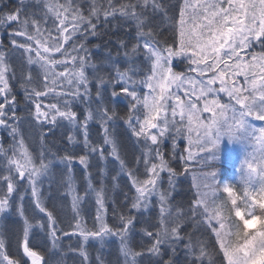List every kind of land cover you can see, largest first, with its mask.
Masks as SVG:
<instances>
[{
  "label": "snow or ice",
  "instance_id": "obj_1",
  "mask_svg": "<svg viewBox=\"0 0 264 264\" xmlns=\"http://www.w3.org/2000/svg\"><path fill=\"white\" fill-rule=\"evenodd\" d=\"M85 3L87 15L79 0H18L16 7L0 12V27L13 29L10 47L0 43V126L10 127L13 137L7 148L0 143V264H29V260L31 264H64L65 253L56 235L63 229L57 228L58 220L40 191L41 178L55 182L53 168L57 164L64 165L58 183L66 190L63 195L71 197L73 213L69 225L73 232L64 235L71 238L79 234L80 245L75 251L81 264H89L90 241L103 245L111 237L119 238L118 264H142L145 257L148 264H176L174 245L185 239L181 230L186 220L192 221L193 232L200 233L195 240L186 234L187 264H264V0H182L176 16L169 15L161 0ZM32 4L42 5L39 19L36 11L29 10ZM149 8L172 22L171 41L157 39L159 26L151 25L144 14ZM101 17L106 25L119 17L135 27V42L130 48L127 41H117L124 49V69L111 54L105 64L91 62L85 45L89 36L101 35ZM257 45L259 52L252 50ZM16 53L21 57L19 77L11 64ZM141 55L143 61L137 63ZM177 61L185 65L184 71L175 70ZM106 65L111 73L104 71ZM88 68L92 69L91 78ZM17 79L33 102L30 112L40 143L36 155L25 145L21 121L15 114L14 125L6 119L10 81ZM106 86H111L110 92ZM49 97L55 102L44 103ZM121 97L128 101L123 116L116 110ZM77 101L88 102L83 120L73 110ZM93 120L102 129L96 142L88 130ZM120 121L139 147L131 164L121 155L116 139ZM64 122L70 134L66 136L65 155L58 156L47 146L43 128L51 125L52 130ZM168 139L173 144L171 159L177 158L176 142L186 140L187 156L179 159L198 169L194 198L186 210L173 206L170 192L160 189L161 172L169 174L171 188L178 175L162 152ZM225 141L244 146L235 184L218 169L221 161L228 164L233 160ZM81 144L82 154L75 151ZM69 146L73 151H68ZM93 157L101 163L109 158L116 162L113 190L120 187L121 174L135 189L130 198L124 194V209H113L111 225L106 220L107 171L98 167L101 180L96 188L89 171ZM77 160L85 174L83 195L74 187L72 166ZM21 180L27 181L22 193ZM29 190L31 200L26 205ZM93 194L97 210L94 228L89 229L83 223L80 205ZM152 196L157 197L158 205L157 221L152 226L155 230L141 227L142 237L150 243L136 251L132 246L135 222L149 211ZM12 212L17 219L8 220ZM13 238L16 255L10 256L6 243ZM164 245L171 252L167 260ZM97 261L104 264L100 256Z\"/></svg>",
  "mask_w": 264,
  "mask_h": 264
},
{
  "label": "rangeland",
  "instance_id": "obj_2",
  "mask_svg": "<svg viewBox=\"0 0 264 264\" xmlns=\"http://www.w3.org/2000/svg\"><path fill=\"white\" fill-rule=\"evenodd\" d=\"M5 0H0V12H6L8 9L14 8L17 6V2L14 0H9L10 4H12L11 8H2L1 5L4 3ZM60 2H63V0H60ZM81 4L85 7V15L87 14V4L85 3V0H79ZM118 2V1H117ZM16 4V5H15ZM30 11H36L37 12V18L39 19L43 14V8L41 6H37L35 4L30 5L29 7ZM48 26H51V20L48 21ZM12 28L9 27H0V43H2L5 47H10V36L9 33L12 31ZM18 40H22L23 38L18 37ZM160 40V39H159ZM246 58V57H245ZM142 61V60H141ZM12 67L17 69V76L19 77V68L21 65V57L19 53H16L12 59H11ZM117 64V63H116ZM120 66V65H119ZM121 69H124L121 65ZM62 70V69H58ZM175 70L177 71H184L185 65L180 64L178 61L175 65ZM89 77L92 76V69L88 68L87 70ZM10 75V74H9ZM194 75V74H193ZM211 75V73H209ZM242 81V78H239ZM11 85V94L9 96L8 104L6 105L7 111V122L9 125H14L16 123L15 120H13V114H15L16 120H20V130L24 133L25 137V145L28 148V150L36 155L40 148V143L38 139L37 133L39 132L38 128H35L33 126V115L31 114L30 110L33 109V102L30 98L26 97V93L24 89L20 86L19 79L10 81ZM217 87L219 85H216ZM65 88L67 85L64 86ZM92 94L95 91V81H93L92 85ZM107 91H111V87L106 86ZM59 91V89H58ZM183 96V94L181 93ZM15 97V101H12V97ZM221 97L224 102H227V97L223 96L221 94ZM67 99H71V97H67ZM3 98L0 97V102H2ZM93 101H95V95L93 96ZM44 103L49 102H55L52 100L51 97L48 99H45L43 101ZM120 103L116 104V110L118 115L123 116L126 112V105L128 103L127 100H125L123 97H121ZM122 104V106H121ZM92 108L95 110L96 104L95 102L92 103ZM88 107V102L83 101H77L74 103L73 110L77 112L79 119L83 120L84 113L86 108ZM51 125H45L43 128V131L47 133V146L51 149V152L56 153L58 156L65 155V147L67 145L66 136L69 133L67 122H64L63 126L56 127L52 130ZM89 135L93 142L99 141L102 136V129L100 124L93 120L89 122L88 125ZM11 131V128H5L3 126H0V143H2L6 148L12 144L13 137L9 135ZM75 132L79 133V129L74 130ZM82 139V137H79ZM116 139L118 141V144L120 146V153L121 155L129 162V164L132 163L135 156L139 155V147L135 144V141L133 138H131V134L128 131L126 125L123 123V121L119 122V125L116 127ZM169 140V139H168ZM166 140L164 144L162 145V152L164 153V156L166 159L170 160V166L175 169L177 172V176L173 178V185L174 188H171L169 185V174L167 172H161L160 174V180L159 185L161 190H168L170 192L171 201L174 198V193L177 191L178 185L180 180L184 178V169L185 167H188V165H185L184 161L179 159V156L184 155V153L180 150L179 153H176L177 150L175 149V153L177 158L171 159V154L173 152V147L169 148L168 151L165 149V144L167 143ZM186 149V148H185ZM240 156L237 157L238 161H241L243 159V151L244 146L241 145L240 148ZM83 146L82 144L77 146L75 148V151L77 153L82 154ZM68 151H73L72 147H68ZM234 154V153H233ZM11 155V153H9ZM158 162V161H156ZM224 163L223 161H221ZM225 164V163H224ZM229 168L230 163L226 164ZM240 165V162L236 165V167H231V182L236 179L238 174L236 173V168H238ZM192 168V165H189ZM73 173L75 176V183L74 187L76 188L77 192H79L81 195H83V190L85 188V174L83 166L79 164L78 160L73 162ZM98 167L104 168L107 171V177L104 180V183L107 187V200H106V208H107V216L106 220L111 225L114 223L112 218V205L113 202L115 203V200L117 199L119 202H121V206L124 209V194L127 193L129 198L133 195H135V189L131 187V184L128 180V177L121 174L119 179V185L120 187L113 190L112 188V175L116 174L118 170V166L114 160L109 158V160L106 163H101L96 160L95 157L92 158V167L89 169L93 176V184L96 188H99L100 186V180L101 177L98 174ZM143 165L141 164V169ZM64 169L63 164H57L53 168V172L56 173L55 182H51L48 179L41 178V185H40V191L41 195L45 199L47 207L54 212V215L56 216L58 220L57 228L63 229V231H57L56 235L59 238L60 245L62 251L65 253L63 260L64 264H81V257L78 255L77 251L75 249L78 248L80 245V237L77 233L76 235H72L71 238L69 236L64 235V232L72 233L73 228L70 227V223H72V210H71V197L63 195V192L66 191L65 189L61 188L58 181L60 179L59 173ZM141 178H146L144 176H141ZM96 182V183H95ZM21 189L20 193L23 192V188L27 187V181L21 180ZM51 184V186H50ZM78 184H81L82 186H78ZM20 193H14V195L18 196ZM31 200L30 196V190L27 195H25V204L28 205L29 201ZM170 201V203H171ZM152 206L150 207L149 211L144 213L142 216H139V218L135 222V228L133 231L132 236V246L136 251L142 250V247L146 246L148 243H150L147 238L142 237L140 229L141 227H148L149 230L154 231L155 229L152 227L156 224L157 221V213H158V205H157V197L152 196L151 197ZM97 206L95 204V195L93 194L91 197H89L87 200H85L80 205V214L83 218V223L87 226L89 229L94 228L93 224V218L96 215ZM135 214V213H134ZM30 218L31 213L29 212ZM17 219L15 212L9 213L8 220H14ZM258 226V225H257ZM193 230V224L191 220H187L185 225H182L181 235L187 237L186 234H191V231ZM39 231V230H38ZM40 237H44L45 233L43 231H39ZM111 249L108 250L107 246H111ZM165 246V245H164ZM176 250L178 248H181V254L184 256L185 249L182 248L183 244L177 243L174 245ZM119 238L118 237H111L109 238L103 245L99 243L98 241H90L87 245V252L90 257L89 264H99L97 261V256H100V258L103 260L104 264H118L119 257ZM6 250L8 251L10 256L16 255V242L13 238L12 240L8 241L6 243ZM37 250V249H34ZM166 251V253L171 254L170 249H162ZM39 251V250H37ZM167 255V254H166ZM164 256V259L167 260V256ZM29 264H31V261L29 260ZM142 264H148V258L145 257Z\"/></svg>",
  "mask_w": 264,
  "mask_h": 264
},
{
  "label": "trees",
  "instance_id": "obj_3",
  "mask_svg": "<svg viewBox=\"0 0 264 264\" xmlns=\"http://www.w3.org/2000/svg\"><path fill=\"white\" fill-rule=\"evenodd\" d=\"M117 1L119 2V0ZM161 3H163L164 6L168 9L169 15L176 16L178 15L179 5L182 3V0H161ZM144 14L150 18L149 23L151 25H153L154 27L159 26L157 39H160L161 41L164 40L171 41L172 29L170 25L172 22L165 21L163 19L162 13L159 12L153 13L151 8H149ZM117 24H119L118 27ZM99 31L101 35H98L96 37L89 36L87 38V42L85 45L89 51L91 62L96 64H105L106 58L109 56V54H111L112 59L115 61V63H117V65H120V67L122 65L123 68H126L127 62L125 61L123 56L124 49H120L118 47L117 41L119 39H123L127 41L130 48L131 45L135 42L136 30L134 25L131 22L125 23L124 21L120 20L119 17H117L116 20H110V23L106 25L103 23V17H101ZM252 50L259 52L260 48L257 45ZM117 52L120 53L119 56L117 55ZM242 55H245V57L247 58L246 53H242ZM141 60L143 61L142 55L137 57L136 62L141 63L142 62ZM104 71L107 73H111V67L106 65L104 67ZM94 95H95V91L93 93V96ZM176 143H177V147L175 148L177 150L176 153H179L178 151L181 150L184 153V155L187 156V152L185 151V148H187V141L181 139L178 140ZM225 144H227V147L232 151V153H236L238 150L237 146L242 145L239 143H228L227 141H225ZM171 147H173V144L171 139H169L165 144L166 151H168L169 148ZM189 164L192 165L191 162H189ZM218 169L221 175L223 176L224 170L226 169V164L221 162V164L218 166ZM197 175H198V169L194 165H192V168L191 167L188 168L187 172H184L183 175L184 178L180 180L177 191L174 193V198L171 201V204L173 206H181L185 210L188 208V206L190 205L191 201L194 198V194L196 191V189L193 187V183H194V177ZM78 186L80 187L82 185L78 184ZM113 206H114V202L112 207ZM173 210H175V208ZM191 234L193 235L194 240L196 236L200 235L199 232H193V230L191 231ZM184 252H185L184 256L181 254V257L175 261L176 264H187L186 249Z\"/></svg>",
  "mask_w": 264,
  "mask_h": 264
},
{
  "label": "bare ground",
  "instance_id": "obj_4",
  "mask_svg": "<svg viewBox=\"0 0 264 264\" xmlns=\"http://www.w3.org/2000/svg\"><path fill=\"white\" fill-rule=\"evenodd\" d=\"M95 183H96V182H95ZM112 208H113V209L115 208L117 211H120V210L123 209L122 206H121V202H119L117 199L115 200L114 206H113ZM186 221H187V220H186ZM186 221L183 223V225H185ZM168 255H169V254L166 255V256H167V259H168ZM180 257H181V252H180V250H176L175 255H174V259H175V261L178 260Z\"/></svg>",
  "mask_w": 264,
  "mask_h": 264
}]
</instances>
